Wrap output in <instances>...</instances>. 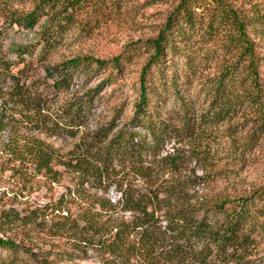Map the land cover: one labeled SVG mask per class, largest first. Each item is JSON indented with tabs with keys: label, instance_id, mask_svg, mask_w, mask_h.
I'll use <instances>...</instances> for the list:
<instances>
[{
	"label": "rangeland",
	"instance_id": "1",
	"mask_svg": "<svg viewBox=\"0 0 264 264\" xmlns=\"http://www.w3.org/2000/svg\"><path fill=\"white\" fill-rule=\"evenodd\" d=\"M43 1L0 0V54L15 64V74L21 72L18 83L37 110L31 114L8 106V127L0 144L38 139L62 161L98 169L95 177H87L56 163L59 175L54 182L37 174L33 165L13 164L0 153V237L36 253L35 260L28 251L19 257L31 264L44 259L45 264H105L102 257L75 250L47 228L61 218L81 221L90 204L105 219H129L131 213L118 205L120 196H152L160 217L169 210L196 212L207 203L226 201L231 208L244 198L264 213V0H191V21L178 20L162 64L147 83L152 109L182 131L163 145L159 158L180 154L185 162L179 168L147 162L140 169L116 162L103 166L97 153L101 140L106 144L122 129H131L141 71L153 54L148 42L163 31L181 0H91L69 24L62 21L63 27L52 31L54 40L48 46L43 35L46 18L32 30L14 22L40 10ZM235 21L242 23L252 43L262 94L256 100L262 104L248 99L257 91L247 78V63L238 59V44L232 43L239 35ZM118 57L120 71L111 65L94 67L58 86L61 78L47 72L60 71L74 59L108 62ZM16 82L6 77L4 92ZM81 110L85 115L76 116L77 122L73 116ZM186 122L191 124L187 132ZM100 200L112 206L102 211ZM55 207L60 210L52 212ZM11 211L20 221L6 225ZM255 258L264 262V241Z\"/></svg>",
	"mask_w": 264,
	"mask_h": 264
},
{
	"label": "trees",
	"instance_id": "2",
	"mask_svg": "<svg viewBox=\"0 0 264 264\" xmlns=\"http://www.w3.org/2000/svg\"><path fill=\"white\" fill-rule=\"evenodd\" d=\"M91 0H44L40 10L15 18L14 22L21 28L34 29L43 18L47 21L43 27L45 44L54 40L52 31H59L63 25L71 22L79 10L87 7ZM191 0H181L176 11L169 17L163 31L154 40L148 42L153 54L143 67L140 75V89L135 104V113L128 126L130 130L122 129L118 134L103 144L100 141V151L97 153L101 165L118 163L131 166L135 169L143 168L145 163L156 162L155 167L183 166L184 158L177 154L159 158L162 147L178 139L182 135L178 126L164 120L159 113L152 109V100L148 80L158 69L164 59V49L167 47L173 29L178 20L188 24L191 21L189 4ZM45 9V10H44ZM47 10V12H46ZM70 12L71 14H68ZM227 13V11H226ZM228 14H230L228 12ZM227 14V17H229ZM61 16V19H59ZM238 21V19L236 20ZM235 21V22H236ZM238 36L232 42L239 46V60L246 64L247 78L251 79L252 86L257 91L256 96L249 97V101H257L262 94L258 84L257 59L252 52V43L245 33L241 22H236ZM23 63L22 60L16 63ZM109 65L116 70L121 69L122 57L104 62L100 60L86 59L85 61L74 59L65 66L47 69L51 78L59 77L55 85H61L64 81L72 80L76 72H90L91 69H105ZM14 66L9 60H5L0 54V139L1 133L7 129L4 123L8 106L13 109H22L32 114L35 103L27 96L25 86L18 83L20 71L15 74ZM63 72H66L64 76ZM6 77L16 80L9 92H4L1 86ZM82 109V108H81ZM84 109V107H83ZM78 111V110H77ZM84 110L76 112L73 116L83 119ZM76 119V118H75ZM78 122L79 120L76 119ZM76 122V123H77ZM187 132L191 124L186 122ZM95 140V139H94ZM91 140L89 143H93ZM1 141V140H0ZM26 141V142H25ZM98 150H95L97 152ZM0 153L7 156L13 164L29 163L37 170V174H44L52 181L57 180L59 172L54 170L56 163L71 168L75 172L81 171L87 177H95L98 168L91 165L94 170L80 163L62 161L57 152L41 140L11 139L5 147H1ZM157 160V161H156ZM90 171V172H89ZM259 196L260 191L256 192ZM262 198V197H261ZM157 199V196H155ZM99 201L97 204L102 211L112 206L110 202ZM228 202L207 203L196 212L188 209L166 211L163 216H158L155 209V201L152 196H120L118 205L123 212H130L129 219L124 217H108L101 211L97 212L96 205H89L82 211L81 221L72 218H61L50 223L47 231L53 235L66 238L77 251L88 254L90 251L102 257L105 264H128L132 260L138 264H264L255 258L259 245L264 241V213L256 208L257 204L251 199L244 198L235 202L231 208H227ZM55 207L52 212L59 211ZM7 212L5 224L20 221L18 216ZM6 214V213H5ZM63 217V216H62ZM43 223V222H42ZM163 223L165 225L163 226ZM25 224V223H23ZM28 251L29 257L35 260L36 253L17 245L15 242L0 237V264H31L29 260L19 257L21 252ZM46 259L38 264H45ZM37 262V261H36Z\"/></svg>",
	"mask_w": 264,
	"mask_h": 264
}]
</instances>
